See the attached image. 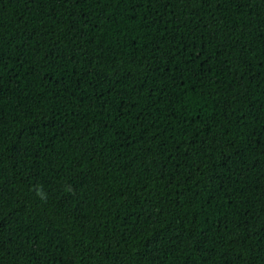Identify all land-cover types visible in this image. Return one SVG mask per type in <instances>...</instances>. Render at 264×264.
Wrapping results in <instances>:
<instances>
[{"label":"trees","instance_id":"1","mask_svg":"<svg viewBox=\"0 0 264 264\" xmlns=\"http://www.w3.org/2000/svg\"><path fill=\"white\" fill-rule=\"evenodd\" d=\"M0 264H264V0H0Z\"/></svg>","mask_w":264,"mask_h":264}]
</instances>
